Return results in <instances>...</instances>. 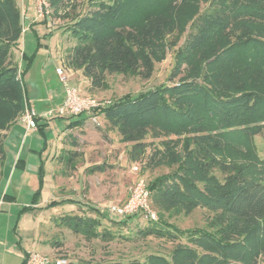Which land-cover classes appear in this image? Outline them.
I'll list each match as a JSON object with an SVG mask.
<instances>
[{"label": "trees", "instance_id": "obj_1", "mask_svg": "<svg viewBox=\"0 0 264 264\" xmlns=\"http://www.w3.org/2000/svg\"><path fill=\"white\" fill-rule=\"evenodd\" d=\"M203 1L201 11L196 7L177 17L182 27L191 21L183 45L175 50L178 36L173 38L174 45H168L174 52L169 79L178 77V82L110 101L98 110V116L116 128L122 142L134 143L132 160L145 151L143 140L147 136L162 138L161 148L154 150L146 163L151 168L171 161L170 157L177 154L174 147L182 138V146L188 149L191 142L201 148L196 142L199 138L217 151L224 145L238 146L251 157L252 164L242 181L232 188L233 180L237 181L235 173L227 174L224 184L212 175L206 177L214 162L208 157L195 162L190 157L193 153L187 150L189 158L185 163L147 184L150 206L158 214V221L139 231L143 237L170 241L184 238L186 243L176 244L169 257L150 254L146 261L132 264H255L257 256L264 253V159L259 157L254 143L257 135L264 140V0ZM89 2L97 10L78 17L73 24L71 34L77 44L69 54V64L82 69L95 87L101 86L105 72L150 78L155 61L163 59L155 46L164 47V31L154 24L163 20L159 15L162 0ZM55 4L56 0H52V6ZM1 5L7 7V13L4 16L0 11V165L5 153L1 131L23 112V66L32 59L24 52L20 53L24 62L21 66L9 59L20 49L22 17L20 20L14 0H0ZM173 27L170 24L169 35L177 29ZM18 71L21 80L17 79ZM187 129L199 133L198 137H182ZM37 131L42 133L40 125ZM156 158L160 161H154ZM179 160L180 157L175 162ZM98 167L89 172H96ZM196 174L204 178L200 182L203 189L191 180ZM225 184L224 193L212 196L217 185ZM40 189L39 186L34 193L33 205ZM63 204H73V200L50 201L39 209ZM198 207L213 214L206 228L178 230L164 220L173 214L189 215ZM93 211L100 213L99 209ZM137 215L119 220L123 223L125 218ZM98 216L102 218L104 214ZM99 221L78 215L60 218L62 225L87 239L98 237L94 228ZM240 223L251 224V228L238 232L235 227Z\"/></svg>", "mask_w": 264, "mask_h": 264}, {"label": "rangeland", "instance_id": "obj_2", "mask_svg": "<svg viewBox=\"0 0 264 264\" xmlns=\"http://www.w3.org/2000/svg\"><path fill=\"white\" fill-rule=\"evenodd\" d=\"M35 1L14 0L20 11V20L22 17V28L25 33L22 29L20 49L13 52L9 58L12 62L16 59L20 66L22 65L19 58L21 52L32 58L31 62L29 61L23 66L25 72L22 80L19 71L17 72V79L21 80L23 89V107L29 106L35 113L40 111V107L51 105L47 100L48 96L64 95L65 86L55 73L57 67L63 69L67 80L69 79L68 86H73L70 81L72 77L68 78L69 74L78 77L80 78L79 83H82L81 91L100 102L114 101L125 95L133 96L159 85H171L178 82V77L169 79L174 52L170 50L168 45L169 42L174 45L172 41L175 36L179 38L174 47L175 50L183 45L191 21L182 27V24L177 22V17L180 12L195 10L196 7L198 11H201L204 4L203 0H162L160 4L162 7L159 9L160 18H163L162 25L154 24L160 26V31H164V47L159 48L160 44L155 46L156 52L159 56L162 53L163 59L159 62L155 61L151 77L143 79L139 76L105 72L102 75L101 86L95 87L91 85L90 79L84 75L82 69L74 68L69 64V54L77 44L76 39L71 34L73 24L78 17L96 11L95 4L92 5L89 0H56V4L52 6V0H45L49 13L39 17L35 13ZM6 8L3 5L0 6V11L4 16L7 13ZM165 13L169 17H166ZM32 20L35 25L30 28L29 21ZM168 23L172 24L173 28H177L172 32L169 31L173 35H169L167 32L170 26ZM178 29H181V32ZM153 52L155 53V50ZM56 108L45 109V111ZM66 120L69 119H51L49 120L50 125L48 124L49 128L47 125H40L43 129L46 128L43 133L40 131L26 133L25 126L24 129H13L14 126L10 129L11 134L3 139L5 153L0 165V201H2L5 193L13 195L15 201L12 207L4 204L0 208V239L3 241L7 238L14 240L13 242L16 241L15 248L18 249L17 241H19L18 237L21 236L23 245L25 242L35 243L36 252L52 258L64 259L67 264H132V262H144L150 254L169 257L176 244L186 243L184 238L170 241L140 235V230L150 226L151 222L158 221V214L153 208L156 221L143 214H138L137 217L131 219L125 218L123 223L119 220L121 217L110 214L108 209L111 205L122 204L139 180L148 184L157 177H163L174 172L178 166L186 162V158H189L187 150L193 153L190 157H193L195 162H200L203 157H208L214 162L213 169L210 167L206 177L212 175L221 184H224L225 176L235 173L237 181L233 180L232 188L237 187L248 172V167L252 164L251 157L245 152L243 153V148L238 146L224 145L217 151L216 147L204 143L199 140L200 138L196 142H199L201 148L194 146L193 142H191L192 147L190 149L182 146L181 140L184 139L182 138L184 135L193 139L197 138L199 134L187 129L181 135L182 137L177 136L182 139L174 147L176 156L170 157L171 161L169 162L151 168L146 163L150 154L161 148L159 142L162 138L153 139L147 136L143 140L144 145L146 144L145 151L141 152L137 159L132 160L130 150L134 143L122 142L116 128L111 126L102 116H98L99 127L94 126L89 120L93 128L85 129V132H77L81 140L78 137L75 139L72 133L66 135L64 141L60 139L64 133ZM254 143L259 157L264 159L262 136L257 135L254 138ZM62 144L65 146L64 149H61ZM74 147L78 150L76 152L78 156L72 159L71 165L74 164L78 170L70 168L71 165L66 163L69 150ZM14 153L17 155L16 159L21 154L20 160L26 161L25 171L21 172L19 169H14L13 166L16 162V159L13 161ZM195 156L197 157L195 158ZM80 157L84 159L82 163ZM178 157L180 160L175 162ZM155 160L159 159L156 158ZM96 166H99L96 172H89ZM134 166L138 167V171H133ZM262 178H264V174ZM191 180L202 188V183H200L204 181L202 176L193 175ZM226 184L217 185L212 196H219L224 193ZM39 186L41 189L37 201H40L42 205L51 200L72 197L74 198L73 206L49 208L42 214L36 215L35 221L31 220L33 212L37 211L35 208L33 209L32 202L34 193L39 189ZM229 194L227 193V197ZM93 208H98L100 211L106 210V212L96 213ZM99 214H104V217L100 218ZM71 215H78L87 219H100L99 224L94 228L98 232V237L87 239L60 223V218ZM212 215L208 209L198 207L189 215L173 214L172 217L165 216L164 220L174 225L178 230L203 229L206 228ZM35 223L37 238H35L36 232H34ZM249 228H251V224L240 223L235 227V230L244 232ZM6 256H2V258L4 257L6 261L10 262L16 261L15 257H9L8 253ZM254 263L264 264V253H260ZM228 264L240 263L229 261Z\"/></svg>", "mask_w": 264, "mask_h": 264}, {"label": "built area", "instance_id": "obj_3", "mask_svg": "<svg viewBox=\"0 0 264 264\" xmlns=\"http://www.w3.org/2000/svg\"><path fill=\"white\" fill-rule=\"evenodd\" d=\"M35 2V13L37 16L43 17L48 15L49 9L45 0H36ZM56 74L65 86L62 103L56 109L46 111L42 116H38L33 109L26 107L21 119L25 124L26 133L37 130L38 123L36 119L49 121L54 118H74L82 115H87L91 123L99 127L98 110L110 104V101L100 102L94 97L82 94L77 87L68 86L67 77L61 68L56 69ZM133 171H138V167L134 166ZM103 211L106 212V210L100 211L99 209L100 213H103ZM108 212L118 217L143 214L147 218L156 221L155 213L150 206V192L143 180H139L133 186L127 199L122 204L111 205ZM23 264H67V262L61 258H52L48 255L32 251L26 255Z\"/></svg>", "mask_w": 264, "mask_h": 264}, {"label": "crops", "instance_id": "obj_4", "mask_svg": "<svg viewBox=\"0 0 264 264\" xmlns=\"http://www.w3.org/2000/svg\"><path fill=\"white\" fill-rule=\"evenodd\" d=\"M29 18V17H28ZM30 19V18H29ZM29 23L31 24L30 25V28L32 27V25H35L34 23H33V20L32 21H29ZM33 23V24H32ZM24 33H25V31H24ZM19 48H20V46H19ZM19 58H20V56H19ZM21 60V59H20ZM17 60L15 59V62H16ZM17 63H18V61H17ZM21 64H24V62H21ZM58 68V67H57ZM57 68H55V71H56V69ZM63 70V69H62ZM56 73V72H55ZM67 74V73H66ZM69 77L68 78H70V77H72V78H70V81H71V83L73 84V86L74 87H77L79 90H80V92L82 93V94H85V93H83L81 90H82V87H81V82L79 83V81H80V78H78V77H73L71 74H69L68 75ZM69 80V79H68ZM77 82V83H76ZM77 84V85H76ZM63 97H64V95H62V96H57V97H55L54 95H50V96H48V98H47V100L50 102V104L51 105H44V106H42V108L40 107V111L39 112H37L36 114L38 115V116H42L46 111H45V109L47 110V109H49V108H55V107H58L61 103H62V101H63ZM28 108H30L29 106H27ZM25 109H26V107H23V112H22V114L15 120V122L8 128V129H6V130H4V131H1V134H2V136H3V139L5 138V136H9L10 134H11V132H10V129H12V127H14L13 129H24V126H25V124H24V122L21 120L22 119V115L24 114V112H25ZM30 109H32V108H30ZM69 120H66V125H65V127H64V133L60 136V139H62V141H64L65 140V136L67 135H69L70 133H72L74 136L73 137H75V139L78 137V135H77V132H85V129H92L93 127H92V124L89 122V118H88V116L87 115H82V116H78V117H74V118H68ZM37 123H38V125H47L48 126V128H49V121H46V120H43V119H39V121H37ZM49 124V125H48ZM26 129V128H25ZM46 128H42V133L44 132V130H45ZM37 131V130H36ZM35 131V132H36ZM76 133V134H75ZM78 139L79 140H81V138H79L78 137ZM61 141V140H60ZM64 145L62 144V148L61 149H64ZM29 151H31V150H29ZM76 152H78V150H76V148L74 147V148H72V150H69V153H68V156H67V158H66V160H67V162L66 163H68V164H70L71 165V163L73 162L72 161V159H75V158H77V154H76ZM20 155L21 154H19L18 155V159H16V153H14V155H13V161L16 159V162L19 160V161H21V162H19L17 165H14L13 167H14V169H19L21 172H23V171H25L26 170V166H27V163H26V161L25 160H20L21 159V157H20ZM81 158V163L84 161V159H83V157H80ZM13 161H12V163H13ZM16 162H15V164H16ZM69 165V166H70ZM70 168H76L77 170H78V167H76V166H74V164L73 165H71L70 166ZM53 170H55V169H53ZM9 173H10V171H9ZM23 175V174H22ZM74 192V191H73ZM5 196V197H4ZM67 200V199H70V200H73L74 201V198H72V197H68V198H61V199H58L57 201H60V200ZM76 200V199H75ZM14 201H15V197L13 196V195H8L7 193H5L4 195H3V197H2V201H0V208L4 205V204H7V205H9L10 207H12V205H13V203H14ZM51 201H54V200H51ZM49 202H46L44 205H42V203H40V201H37V203H36V205H33V207L37 210V211H34L33 212V216H32V219L31 220H34L35 221V219H36V215H40V214H42L43 213V211H45V210H47V209H39V208H44L45 207V205L46 204H48ZM62 206H73V204L71 205V204H63V205H59V206H56V207H62ZM98 209V208H97ZM0 211H1V209H0ZM37 226H36V223H35V227H34V232H36V234H35V238H37V228H36ZM14 232H16L15 230H14ZM19 238V241H17V243L19 244V246H18V249H16L15 248V245H16V241L15 242H13L14 240H8L7 238L5 239V240H3L2 241V239H0V242H1V244H2V247L0 248V264H23V262H24V259H25V257H26V255L28 254V253H30V252H32V251H35V248H34V246H36V244L35 243H32V244H30V243H28V242H25V246L23 245V243L24 242H22V237L21 236H19L18 237ZM25 240H27L26 239V237H25ZM22 242V243H21ZM3 249V250H2ZM7 253H8V255H9V257H15V262H10V261H6L5 260V258L4 257H7L6 255H7ZM4 256L3 258H2V256Z\"/></svg>", "mask_w": 264, "mask_h": 264}]
</instances>
